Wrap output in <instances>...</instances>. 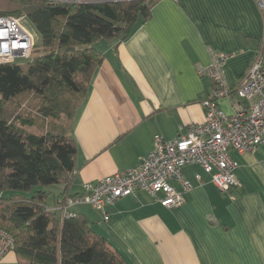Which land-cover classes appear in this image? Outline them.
Wrapping results in <instances>:
<instances>
[{"label": "crops", "instance_id": "obj_1", "mask_svg": "<svg viewBox=\"0 0 264 264\" xmlns=\"http://www.w3.org/2000/svg\"><path fill=\"white\" fill-rule=\"evenodd\" d=\"M263 34L256 0H159L127 40L95 43L104 60L72 130L77 155L71 195L136 167L153 150L155 136L171 141L203 123L202 101L214 84L199 69L224 52L225 81L238 86ZM218 103L232 114L228 101ZM232 157L241 186L227 193L200 166H188L183 176L194 187L180 207L167 209L138 191L106 208L108 222L89 205L73 211L128 264H264V147ZM172 185L183 192L178 182ZM58 188L49 208L59 207ZM0 264L22 261L11 252Z\"/></svg>", "mask_w": 264, "mask_h": 264}, {"label": "trees", "instance_id": "obj_2", "mask_svg": "<svg viewBox=\"0 0 264 264\" xmlns=\"http://www.w3.org/2000/svg\"><path fill=\"white\" fill-rule=\"evenodd\" d=\"M158 1L0 0V15L30 21L43 50L26 66L0 65V193L32 195L0 197V229L14 239L22 264H128L85 216L68 217L60 206L82 195H71L72 130L104 60L94 45L127 40ZM51 186L63 187L57 208L47 205Z\"/></svg>", "mask_w": 264, "mask_h": 264}, {"label": "built area", "instance_id": "obj_3", "mask_svg": "<svg viewBox=\"0 0 264 264\" xmlns=\"http://www.w3.org/2000/svg\"><path fill=\"white\" fill-rule=\"evenodd\" d=\"M264 21V0H256ZM25 18L0 15V65L17 64L18 60L30 61L36 41L25 26ZM228 55L217 51L209 66L198 73L214 84L202 101L206 110L205 121L188 127L185 134L167 141L155 136L153 150L139 164L125 172H118L95 183L84 185V192L68 198L60 210L68 217L73 208L89 205L105 213L106 208L122 198L146 191L163 207L173 209L185 203L184 195L193 184L183 176L188 166H200L210 176V181L223 193L241 186L237 177L239 163L232 153L245 155L264 147V34L252 66L241 83L233 90L225 81L224 65ZM226 100L232 114H226L219 100ZM202 184L201 175H196ZM178 182L183 192L172 185ZM14 252V239L0 229V261Z\"/></svg>", "mask_w": 264, "mask_h": 264}, {"label": "rangeland", "instance_id": "obj_4", "mask_svg": "<svg viewBox=\"0 0 264 264\" xmlns=\"http://www.w3.org/2000/svg\"><path fill=\"white\" fill-rule=\"evenodd\" d=\"M25 26L28 28V30L32 33L35 41H36V49H35V53L34 55H36V53L42 52L43 50H39L40 48L38 46L41 45V38L40 35L38 33V31L36 30L35 26L30 22V21H26L25 22ZM27 63H29V61H25V60H18L17 64L18 65H22V66H26ZM15 109V113L20 114V108H18L17 106H14ZM12 106H7L8 111H12L13 110ZM58 187L56 186H51L47 189V191H51L52 192V196H50L48 198L47 201V205L48 207H53L56 204L57 198H58ZM14 195H17V199L18 198H30L32 195L30 193H25V192H4V193H0V197H4V199H10L12 198ZM55 207V206H54Z\"/></svg>", "mask_w": 264, "mask_h": 264}]
</instances>
